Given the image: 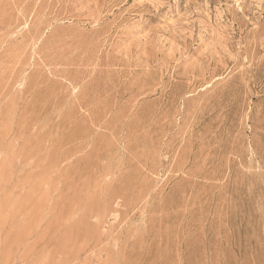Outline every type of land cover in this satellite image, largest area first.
<instances>
[{
	"label": "rangeland",
	"instance_id": "obj_1",
	"mask_svg": "<svg viewBox=\"0 0 264 264\" xmlns=\"http://www.w3.org/2000/svg\"><path fill=\"white\" fill-rule=\"evenodd\" d=\"M0 264H264V0H0Z\"/></svg>",
	"mask_w": 264,
	"mask_h": 264
}]
</instances>
